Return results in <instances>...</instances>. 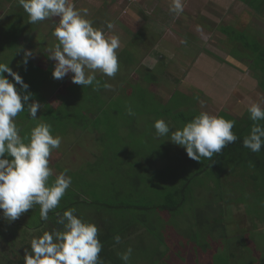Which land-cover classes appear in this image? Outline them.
<instances>
[{"label":"rangeland","instance_id":"374dc122","mask_svg":"<svg viewBox=\"0 0 264 264\" xmlns=\"http://www.w3.org/2000/svg\"><path fill=\"white\" fill-rule=\"evenodd\" d=\"M112 1L74 0L78 8H88L90 10L88 19L93 21L94 27L103 28L108 35L115 34L119 36L121 41L120 50L125 49L123 59L129 56L128 63H123V59L121 62L119 60L120 70L115 78H107L99 73L97 74V79L100 80L101 84L105 82L111 84L110 89L102 87L99 92L93 91L92 86L82 87L72 83L70 75L63 80L53 79L52 71L55 62L49 60L47 55L48 49L57 43L52 35L54 22L49 19L30 24L28 15L19 6L18 0H7L8 4L6 6L0 4V55L2 52H7L5 59L0 57V60H3L1 62L4 64L5 60L12 63V70L21 75L24 82L30 86L29 91L33 93V99L42 104V108L38 113L43 114L45 123L51 124L55 132L57 131V135H62L61 147L52 153L50 160L53 177L58 176L67 169V174L72 177L70 189H74L75 192H80L85 187L95 191V184L102 185L106 180L107 186L111 185V187L107 195H104V201H109L110 195L113 197L115 193H120L121 199L133 206L140 205L142 202L149 204V206L161 204L163 203L160 198L162 191L154 192V190L160 184L168 185L172 191L178 190L180 182H176V180L181 175L190 173L188 176L184 175L187 178L182 179V181L188 179L192 167L189 165L191 159L187 156L186 151L174 145L170 141V135L156 136L153 127L154 121L164 119L170 128H182L184 120L179 118L177 122L175 119L178 111L188 115L192 113L199 114L202 111L211 113L207 110L208 108H205L207 101H204L203 107L200 103L201 100L203 101L204 95L207 94V99H212L222 105L224 98H227L225 87L227 89L230 84L224 80V70L227 66H225L226 63L223 60V50L217 48L209 49L215 54H210L208 60L214 74L207 73L206 68L199 71L198 66L200 65L192 64L193 69L191 71L186 72V67H188L186 64H182L181 70L174 65L175 59L171 57V54L167 53L164 56L168 55L169 57V59L165 58L169 61L166 65L168 79L166 75H161L165 73H161L163 66L159 61L154 64L152 69L154 73H157L156 78L154 74V78L151 79L147 76L146 71L147 66L150 68L151 65L143 63L146 56L150 54L144 48V44L145 41H148L155 45L156 40L148 38L150 33L138 32L135 27L133 30L128 27L129 17H133L129 6L132 3L136 4V1ZM0 3H2V0H0ZM216 3L219 4V2ZM112 5L117 7L112 9ZM207 5L209 10L215 8L211 2ZM220 9L224 10L222 7ZM136 12L138 13V10ZM162 14L164 17V13ZM148 17L152 20H149ZM148 17H146L147 23L159 21V18L154 14ZM163 17L164 24L162 23V25L164 27H172V30H174L177 25H180V21L173 14L170 17L167 16L168 18ZM58 19L54 18L57 22ZM108 22L115 24V28L111 32H108L106 27ZM212 25L217 26L220 24L212 23ZM14 26H21L20 31L22 30L20 35L18 34L15 38L12 33ZM25 28L27 32H24ZM156 32H159L158 28H156ZM134 41L136 43H132ZM218 41L220 40L217 39L216 47H219L218 44L222 45ZM189 46H193L192 49L196 51V45L191 41H187L185 45L186 48ZM158 47L157 45V48H154L152 56H154L155 51H162ZM26 52H31L32 56L28 58V63L25 66L22 61ZM133 56L137 57L136 61L140 66L136 65L135 61L131 62L130 59ZM171 65L173 67L172 72L170 71ZM200 75L211 76L205 78ZM230 85L232 88L239 87L238 83H235V86L234 84ZM37 92L40 95L39 99L34 97ZM160 105L163 106L162 110ZM177 105L181 106L176 108ZM129 108L132 109L133 115L128 114ZM166 109L171 110L172 113L170 115L169 113L165 114L164 110ZM23 114L24 112L20 113V118ZM211 114L216 115V112ZM24 119L26 117L17 121L22 122ZM29 119L28 116L27 121L30 125L28 122H24L23 125L26 126L24 129L32 126V121ZM80 129L86 130L81 132ZM105 133L111 134V138H108L109 135H105ZM129 134L133 135L132 140H130ZM124 137L129 142L132 141L131 145L133 146L131 148L124 147L126 142ZM114 146L119 147V153H117L116 160L112 162L108 160L107 148ZM134 149L135 155L132 157L128 150ZM99 158L103 160L101 164L98 162ZM133 159L135 160L133 161ZM106 161L120 165L118 170L111 164V169L115 171L113 182L111 176L107 175V168L103 165L106 164ZM116 171H119V173L117 174ZM227 173L229 171H225L222 176H227ZM105 174L106 178L103 177ZM130 175L144 176L148 180L144 182L133 179ZM171 178L173 179L170 180ZM230 178L228 181H231ZM232 179L234 182L239 180L237 176L232 177ZM210 180L207 175L199 177L195 181L193 179L191 186L196 191V203L192 211L186 216L188 208H182L181 211L175 214H169L166 211L153 213L150 211L126 212L122 209H114L110 212L105 209L95 210V208H91L90 213H93V219L89 220V217H87L85 220V217L88 216V210L85 207L81 209L73 208L76 209V214L84 221L96 224L100 232L104 230V235L109 234L110 237L112 236L110 242L117 234L127 231V225L131 226L127 238L123 234L121 237L122 242L116 244L117 248H114L118 257L127 248L131 247L133 249L128 264H206L207 256L202 255L198 258V255L205 252L200 246L206 244L207 238L214 229V218L209 216L211 213L208 208L210 191L213 192L214 190V184ZM154 181L158 183L155 187H153ZM167 187L166 190H169ZM147 188L153 190V194L148 193L146 195L148 198L142 201L139 194L145 189L148 191ZM128 194L132 195L131 200L126 197ZM156 194L160 195L159 197L157 195L152 201L151 196L154 197ZM219 194L220 192L215 195L214 200L220 199ZM81 196L89 199V195ZM117 197L118 195L115 198ZM175 200H178V196H175ZM112 203L117 204L119 201L113 200ZM207 208L208 214L206 213ZM142 220L147 222L144 225L149 227L153 235L151 231L143 228L137 230L138 234L136 235L135 229L142 226L137 222ZM30 222L33 225L38 223L36 218L28 220L29 224ZM217 222H219V219H217ZM7 229L8 227L5 226L4 231ZM218 230H220V226ZM157 237L159 240H157ZM7 240L12 245V251H15L17 256L23 257L25 249L20 247V234L16 231L13 236L8 235ZM13 247L17 248L14 250ZM4 254L5 249L0 248V264H7V258H3Z\"/></svg>","mask_w":264,"mask_h":264},{"label":"clouds","instance_id":"9594fccd","mask_svg":"<svg viewBox=\"0 0 264 264\" xmlns=\"http://www.w3.org/2000/svg\"><path fill=\"white\" fill-rule=\"evenodd\" d=\"M18 4L28 15L30 24L49 19L54 22L52 35L57 43L48 49L47 55L55 62L53 79L63 80L70 75L72 83L92 86L96 92L102 87H112L107 82L101 84L97 74L115 78L120 70L117 50L121 41L118 35H108L103 28L94 27L88 19V8H78L74 0H18ZM184 8V0H171L168 11L178 18ZM54 18H59L58 22ZM106 27L111 32L115 24L108 22ZM196 30L202 32V27L197 26ZM30 53H25L22 61L25 66L32 56ZM29 87L9 65L0 63V215L9 223L35 205H39L40 219L48 221L49 212L60 205L72 185L67 169L54 180L50 179L53 176L51 156L60 149L62 137L52 134L51 124L39 122L37 113L42 104L33 99ZM200 103L203 107L204 101ZM25 111L30 119L38 122L21 137L16 117ZM247 112L253 125L242 145L259 153L264 148V126L259 123L264 121V104L251 102ZM128 114L133 115L131 108ZM234 126V120L206 111L194 116L182 128L172 129L164 119L153 124L157 137L170 135V141L195 161L211 159L235 143L238 137L233 132ZM56 216L61 227L34 237L25 249L23 264H105L100 256L103 244L96 224L80 218L75 208L57 212ZM114 240L119 244L121 237L116 235ZM132 252L129 247L119 254L123 264H128Z\"/></svg>","mask_w":264,"mask_h":264},{"label":"crops","instance_id":"0c3cea01","mask_svg":"<svg viewBox=\"0 0 264 264\" xmlns=\"http://www.w3.org/2000/svg\"><path fill=\"white\" fill-rule=\"evenodd\" d=\"M133 1L137 3L129 6L133 17H129L128 27L132 30L135 27L138 32L150 33L148 38L156 40L155 45L148 41L144 44V48L150 52L143 62L151 65L150 68L147 66L148 77L152 79L155 74L156 78L157 73L152 69L159 61L163 66L161 73H165L161 75H166L168 79L166 65L169 61L165 58L169 59V57L164 56L167 53L175 59L174 65L179 69L183 67L182 64H186L188 65L186 72H188L193 69L192 65H200L199 71L206 68L207 73L214 74L208 60L210 54H215L209 49L217 48L223 50V60L227 66L224 70V80L234 86L238 83L239 87L232 88L230 84L227 89L225 87L227 98H224L222 105L207 99L208 94L204 95L203 101H207L205 108L211 113L216 112L218 116L224 114L225 118L230 116L243 121L249 117L247 107L251 102L264 104V0H184V13L176 17L180 25L174 30L172 27L162 25L164 21L162 13H164L163 18L172 15L167 10L171 0ZM209 2L215 6L214 9L209 10L207 5ZM216 2L219 4L217 5ZM0 4L6 6L8 2L2 0ZM111 7L115 9L117 6ZM151 14L156 15L159 21L147 23L146 17ZM212 23L220 25L213 26ZM197 26L202 27V32L196 30ZM156 28L159 32H156ZM217 39L220 40L218 43H222V45L218 44L219 47H216ZM181 41H191L196 45V51L192 49L193 46L186 48V44ZM157 45L162 51H155L152 56ZM124 50V48L117 50L120 62L125 56ZM133 58L130 59L131 62L135 61L136 65H139L136 61L137 57L133 56ZM123 60V63H128L129 56ZM170 67L172 72V65ZM200 76L207 78L211 75ZM160 109H163L162 105ZM59 136L62 137L61 134ZM226 171L229 173L227 176H221L220 185L215 181L212 182L214 190L210 191L208 208L211 213L209 216L214 218V229L207 238L206 244L200 246L205 252L199 254L198 258L202 255L207 256L206 264H264V183L261 178L254 183L249 173L244 170ZM234 176L239 180L234 182L232 179ZM229 177L231 181H228ZM218 192L220 199L214 200ZM219 226L220 230H218Z\"/></svg>","mask_w":264,"mask_h":264},{"label":"trees","instance_id":"16d2710c","mask_svg":"<svg viewBox=\"0 0 264 264\" xmlns=\"http://www.w3.org/2000/svg\"><path fill=\"white\" fill-rule=\"evenodd\" d=\"M20 27L21 26H14L12 28V33L14 38L17 37V35H20ZM24 32H27L26 28L24 30ZM14 40V39H13ZM7 52L3 53L0 55L1 58L6 57ZM3 60H0V63H2ZM4 64V63H3ZM5 64L9 65V67L12 68V63H8L5 60ZM27 74V72H26ZM5 75L7 76L8 74L5 73ZM9 79H11V77H9ZM36 99H39L40 95L39 92H37L35 94ZM181 105H177L176 108L180 107ZM49 110V109H47ZM51 112V110H49ZM165 114L169 115L172 113L171 110L166 109L164 110ZM198 115L197 113H192L190 115L185 114L184 112L178 111L176 113L175 119L178 122L179 118H182L184 121V124L191 121L193 119L194 116ZM28 113L27 111L24 112L23 116L20 118V114L16 117V123L18 128L20 129V134L21 137L25 136L27 133L30 132L31 128L34 127L36 125V123L38 121L36 120H32V126L31 127H27L26 129H24L26 126L23 125L24 122H28L27 118H28ZM222 117L225 118L224 114H221ZM22 122H18L17 120L19 119H23ZM37 117L39 118V122H46L44 121V117L43 114L41 115L40 113H37ZM225 119L227 120H234L235 121V126L233 128V132L237 135L238 139L235 143L228 145L225 149H223L221 154H215L211 159H207V158H201L200 161H195V160H190L189 161V165L192 167V172L190 177H188V179H185L184 181H182V179L187 178L184 175L190 174H183L181 175L179 178L176 176V178H178L176 180V182H180V187L178 188V190H171V187H169L168 185H159L157 187L156 190H154V192L156 191H162V195H161V200H163V203L161 204H156V205H151L149 206V204H144L143 202L140 205H132L130 203H126L125 200L121 199L122 196H120V193H115V196H111L110 195V200L109 201H104V195H107V192H109L108 190L110 189L111 185L107 186V184L105 183V181L103 182L102 185H96V189L95 191H92V189L90 188H84L82 191L80 190V192H75L74 189H69L67 191V193L65 194V196L63 197V199L60 202V205L53 211L49 212V220L48 221H42L40 219V214H39V205H35L33 207V209H30L27 213L22 214L17 220L9 223L7 221H5L2 218V215H0V248H4L5 249V254L3 255V258H7V264H23V257L22 256H17V253L14 251H12V245L10 242H8L7 237L8 235H14V233L20 234V247L21 249H26L30 247V242L34 237H38L40 236L43 231H53L54 229H59L61 226L59 224H57V216L56 213H63V211L69 209V208H73V207H77L79 209H81L82 207H85V209L88 210L87 214L88 216L85 217V220L87 217H89V220L93 219V213H90V209L91 208H95V210L98 209H105V210H109L110 212H112L114 209H122V211H126V212H133V211H150L151 213L156 212V211H166L169 214H175L176 212H179L182 210V208H188L186 211L185 216L192 211V208L194 207V204L196 203V191H194V187L191 186L192 185V181L194 179V181L199 178L202 177L204 175H207V178L211 179L210 181H215L217 185L221 184V176L222 174L228 170V169H232V170H244L246 172L249 173V177L250 179L255 183L258 179L261 178V180L264 183V148H262V150L259 153H253L251 152L249 149L244 148L242 145V141L243 139L250 133L251 127L253 125V122L249 119V117L246 120L243 121H239L238 119H234L231 118L230 116L226 117ZM30 120V119H29ZM175 121V122H176ZM183 122H181L183 124ZM29 123V122H28ZM262 126H264V121H260L259 122ZM183 124V125H184ZM23 125V126H21ZM30 125V123H29ZM23 129V130H22ZM86 129H80V131H85ZM56 132L54 130V128H52V134L54 135ZM105 135H109L108 138H111V134L109 133H105ZM132 134H129V138L130 140H132L131 138L133 137ZM126 138V137H124ZM127 142V143H126ZM126 142L124 147H128L131 148L133 145L132 141L129 142V140L126 138ZM108 152H107V156H108V160H111L112 162L114 160H116L117 158V153H119V147H108L107 148ZM129 154L134 157L135 155V149L134 150H128ZM135 159H133L134 161ZM102 158H99L98 162L101 164L102 163ZM110 163V161H106V164L104 163L103 165L107 168L106 172L107 175L111 176L112 182H113V175H114V170L111 169V164L118 169L119 168V164L115 165L114 163ZM51 167V166H50ZM119 170V169H118ZM213 172V173H212ZM116 173L118 174L119 171H116ZM252 173V174H250ZM215 175V176H214ZM106 174L103 176L105 177ZM132 176L133 179H139L141 181L146 182V180H148L146 177L144 176H137V175H130ZM55 177H51L50 179L54 180ZM106 178V177H105ZM108 179V178H107ZM173 178H171L170 180H172ZM98 180V177H97ZM155 182V181H154ZM156 183L153 184V187L156 186ZM105 186V187H103ZM168 186V187H167ZM166 187L169 190H166ZM148 191H146V189L139 194L140 197H142V201H144V199H147L148 197H146V195H148V193H151L150 195L153 194V190L151 191L149 188H147ZM153 189V188H152ZM89 195V199H87L86 197H83L81 195ZM116 195H118L117 198ZM160 194H156L153 196H151L152 201H154L155 197ZM132 195L126 196L129 198V200L132 199L131 197ZM175 196H178V200H175ZM125 197V198H126ZM120 198V199H118ZM113 200L119 201V203L117 204H113ZM206 212V209H205ZM208 214V208H207V212ZM135 215V212H134ZM37 219L38 223L36 225H33L28 223V220L30 221V219ZM89 222V221H88ZM141 222V223H140ZM140 222H137V224L139 223L142 224L141 227H138L137 229H135L136 235L138 234L139 229L143 228L147 231H151L149 229V227L147 225V222L145 220H142ZM7 226L8 229L6 231H4V227ZM129 228H131V226L127 225V231L121 233V234H117L120 237H122L123 234L129 235ZM103 232H105L104 230H102V232L99 231V239L103 244V250L100 253L101 258L104 260L105 264H122V260L118 257L117 253L115 252L114 248H117V243L115 242V240L113 239L110 242V239L112 238V236L110 237L109 234L104 235ZM151 234L153 235L152 231ZM157 240L158 237H157ZM124 241V240H123ZM122 242V239H121ZM120 242V243H121ZM14 250L17 247H13ZM17 251V250H16ZM7 252V254H6ZM173 254V253H172ZM176 255V254H175Z\"/></svg>","mask_w":264,"mask_h":264}]
</instances>
